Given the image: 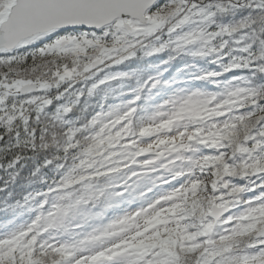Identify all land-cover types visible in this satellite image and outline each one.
<instances>
[{"label":"snow or ice","instance_id":"snow-or-ice-1","mask_svg":"<svg viewBox=\"0 0 264 264\" xmlns=\"http://www.w3.org/2000/svg\"><path fill=\"white\" fill-rule=\"evenodd\" d=\"M165 52L211 58L193 79L221 90H123ZM261 81L264 0H0V167L47 150L59 174L0 264H264Z\"/></svg>","mask_w":264,"mask_h":264},{"label":"trees","instance_id":"trees-1","mask_svg":"<svg viewBox=\"0 0 264 264\" xmlns=\"http://www.w3.org/2000/svg\"><path fill=\"white\" fill-rule=\"evenodd\" d=\"M250 11L236 10L223 16H226L228 22L233 23L248 15ZM168 55L167 52L153 56H144L143 53H138L137 57L130 62H125L119 66L120 70L134 73L125 82L123 90L128 91L130 87H138L149 76L155 75L157 72L162 73V80L166 83L164 86L152 90V95L155 98L154 103L161 102L178 88L193 90L199 88L204 91L221 90L222 86L218 87L215 83L193 79V74L199 70H219L217 64L211 63V58H194L183 54L175 60L169 61V63H164L165 60H168ZM186 65H194V67L188 68ZM244 74L246 73H241V75ZM222 79H231V76ZM83 86L84 84L81 82L74 87ZM62 90L63 88L53 90V92ZM101 96L102 94L94 96L91 105L95 106L98 101H101ZM25 97V95L19 96L20 99H25ZM129 98H131L130 95L120 96L115 102ZM109 102L113 101L110 100ZM55 106V102L48 106L49 114H52ZM91 112L92 108L90 107L89 113L91 114ZM46 159H50L47 150L34 153L33 150L29 149L24 159L20 160L14 167H0V234L14 231L18 225L30 223L36 215L34 211L36 204L42 199L38 194L47 192L52 180L59 178L54 164L45 166ZM27 200V210L22 215L15 212L14 205L22 204Z\"/></svg>","mask_w":264,"mask_h":264},{"label":"rangeland","instance_id":"rangeland-1","mask_svg":"<svg viewBox=\"0 0 264 264\" xmlns=\"http://www.w3.org/2000/svg\"><path fill=\"white\" fill-rule=\"evenodd\" d=\"M216 19H217L218 22H222V23H230V22H228L229 20L226 18V16H218ZM244 75H247V73L244 74ZM261 82H264V81H261ZM213 92H215V91H213ZM26 98H27V97H25V99H26ZM11 99L16 100V101L23 100V99H20L19 97H15V98H11ZM28 200H29V199H28ZM28 200H27V201H24L22 204L14 205V207H15V212H18V213H20V215H22L23 212H24L25 210H27L26 207L28 206ZM20 205H22V206L20 207ZM20 226H21V225H20ZM20 226L18 225L17 228L20 227ZM17 228H16V229H17ZM10 232H11V231H10Z\"/></svg>","mask_w":264,"mask_h":264}]
</instances>
